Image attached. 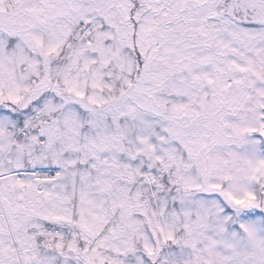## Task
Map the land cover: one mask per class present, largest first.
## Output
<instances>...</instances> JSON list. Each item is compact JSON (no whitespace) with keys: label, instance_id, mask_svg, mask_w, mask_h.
<instances>
[{"label":"snow or ice","instance_id":"6c2138e0","mask_svg":"<svg viewBox=\"0 0 264 264\" xmlns=\"http://www.w3.org/2000/svg\"><path fill=\"white\" fill-rule=\"evenodd\" d=\"M0 264H264V0H0Z\"/></svg>","mask_w":264,"mask_h":264}]
</instances>
